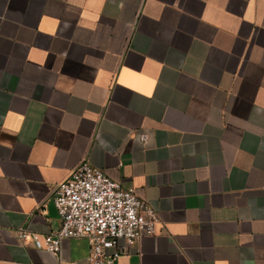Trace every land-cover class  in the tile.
I'll list each match as a JSON object with an SVG mask.
<instances>
[{
    "label": "crops",
    "instance_id": "crops-1",
    "mask_svg": "<svg viewBox=\"0 0 264 264\" xmlns=\"http://www.w3.org/2000/svg\"><path fill=\"white\" fill-rule=\"evenodd\" d=\"M83 160L158 217L116 264H264V0H0V264H88L15 235Z\"/></svg>",
    "mask_w": 264,
    "mask_h": 264
},
{
    "label": "built area",
    "instance_id": "built-area-1",
    "mask_svg": "<svg viewBox=\"0 0 264 264\" xmlns=\"http://www.w3.org/2000/svg\"><path fill=\"white\" fill-rule=\"evenodd\" d=\"M142 140L146 134H141ZM53 203L60 225L39 234L24 227L15 229L21 244L59 257L65 237L86 238L88 264H116L135 241L155 231V209L137 196L133 187H123L87 160L81 161L53 190Z\"/></svg>",
    "mask_w": 264,
    "mask_h": 264
}]
</instances>
